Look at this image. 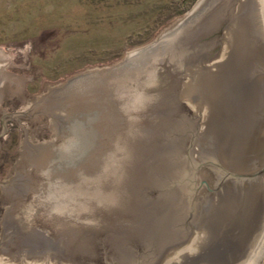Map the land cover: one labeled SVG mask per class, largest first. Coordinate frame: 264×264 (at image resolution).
I'll return each mask as SVG.
<instances>
[{
    "label": "rangeland",
    "instance_id": "1",
    "mask_svg": "<svg viewBox=\"0 0 264 264\" xmlns=\"http://www.w3.org/2000/svg\"><path fill=\"white\" fill-rule=\"evenodd\" d=\"M4 1L0 239L5 230L13 244L43 245L44 260L54 264H97L103 248L115 264H161L167 239L188 226L216 237L214 264H231L227 248L246 247L264 178L227 174L264 166V52L255 0ZM194 16L179 30L182 50L166 55L175 72L166 73L169 87L151 121L127 108L141 91L135 87L107 89L95 79L51 92L117 65ZM219 28L221 49L208 61ZM90 119L97 147L78 148V162L69 152L62 165L57 150L67 145L71 123ZM124 190L130 200L107 201ZM72 216L85 225L74 226ZM23 230L30 232L19 235ZM55 245L69 250L50 257ZM223 249L228 254L220 260ZM39 252L31 250L28 261L41 263ZM0 257L12 259L6 250Z\"/></svg>",
    "mask_w": 264,
    "mask_h": 264
},
{
    "label": "water",
    "instance_id": "2",
    "mask_svg": "<svg viewBox=\"0 0 264 264\" xmlns=\"http://www.w3.org/2000/svg\"><path fill=\"white\" fill-rule=\"evenodd\" d=\"M206 5L205 12L208 11ZM187 24V23H186ZM186 25L183 27H179L181 30H184ZM178 28V27H177ZM176 28V29H177ZM171 30V32H165L162 35L158 37L156 41L153 43L142 47L135 51L133 55L128 54L126 58L118 63L117 65L105 69L103 71H92L87 72L83 75L77 76L71 80H69L66 84L63 86H60L51 92L55 91H61V90H67L75 88L76 86L80 85L83 82H93L95 79H100L102 83L107 87V89H112L113 87H125V88H138L141 90L136 94V98L133 102V104L127 105V108L143 110L141 114L139 113V118H149L148 120L151 121L153 119L152 115V109L154 107L162 106L159 102L160 95H163V92L166 91V89L169 87L170 82V76L166 73H174L171 70L170 64H164V61L166 60L167 54H174L177 51L182 50V48H179L177 50L176 44L179 40H181V35H179V30L176 31ZM221 28H219L218 32L213 34L211 37H215L214 41V47L208 51L207 60L210 61L212 59H215L217 56V53L220 49V43H217L216 38L221 34ZM183 38V37H182ZM217 43V44H216ZM161 64L162 67H161ZM162 68V69H161ZM165 69H168L165 72ZM161 75H160V74ZM175 76V75H174ZM50 96V95H49ZM49 96H45L44 100H47ZM82 97V96H81ZM165 104V103H164ZM138 108V109H137ZM133 119V118H132ZM135 120V119H133ZM132 121V120H131ZM97 122L93 119L88 120L87 122H82L79 120H73L71 123V126L68 129V133L66 134V137L70 138L67 140V145L62 150H57L58 155L60 156L59 162L64 165L62 162H66V159L68 158L66 154L71 152L70 154L74 153L71 158L74 159V161L78 162V155L77 149L81 147H85L84 145H87V147L91 150L89 153H93V150L97 147L98 144V132L95 128ZM134 132V131H133ZM131 133V135L136 136V131L134 133ZM54 144H52L51 147H53ZM77 147V148H76ZM96 152V151H95ZM88 153V154H89ZM70 158V159H71ZM264 173V166L261 168V170L257 173L250 174V175H241V174H234V173H227L231 174L235 177H244V178H255L257 176H260ZM225 177V176H224ZM202 184H206L207 182L204 180L202 181ZM197 190L201 189V186L196 187ZM96 198V197H95ZM130 200V197L126 194V191H122L121 193H118L116 195H110V197L107 196V201L110 202L113 205H118V203L124 202V201ZM102 205H107L108 203H103L101 200H99ZM118 202V203H117ZM120 205V204H119ZM72 218L74 221V226L79 225H85L84 222L81 220L79 221L76 217H69ZM62 220V218H60ZM88 228H91L95 226L94 221L90 220L88 223H86Z\"/></svg>",
    "mask_w": 264,
    "mask_h": 264
},
{
    "label": "bare ground",
    "instance_id": "3",
    "mask_svg": "<svg viewBox=\"0 0 264 264\" xmlns=\"http://www.w3.org/2000/svg\"><path fill=\"white\" fill-rule=\"evenodd\" d=\"M204 1L205 0H201V4L204 3ZM255 5V8H257V14L259 13L260 18H257L261 35V37H259V45L261 50L264 52V0H255ZM195 17L196 16H194V18L187 19L180 26L178 25V28L181 26L183 27L184 25H186L188 28V26H190L194 22ZM173 28L175 27H172L166 32H171ZM179 29H177L176 31H178ZM135 51L129 54L133 55ZM227 55L228 51L227 49H225L222 54V58H225ZM257 187V196L254 199L251 210L252 213L250 214V216H252V219L247 233L248 237L246 239V247H243V249H241V247L240 249H238L237 253H234L233 251H235L236 249L233 245H230L231 247L227 248L228 250L223 249L224 251H222L220 255H218L220 257V260L223 258L221 256L222 253L225 254L227 250L229 254H232L231 258H233V261L231 262V264H264V178L259 182V184L257 183ZM201 230L203 231L197 230V232L187 226L184 228V230L181 229L176 233L174 232L171 236L172 238L167 239V243L165 242V246H163V249H165L166 251L161 257V264H198L200 259H202V262L207 260V262L210 264L216 263L214 262L217 259V249L214 245L216 237L210 236V233H207L205 229ZM3 231L6 234V231ZM202 255H205V257L201 258ZM40 261L41 263H30L28 261V258H26L24 259V262L22 264H54L50 260V258L44 260L43 257L40 259ZM0 264L15 263L14 259H4L3 257H0Z\"/></svg>",
    "mask_w": 264,
    "mask_h": 264
},
{
    "label": "flooded vegetation",
    "instance_id": "4",
    "mask_svg": "<svg viewBox=\"0 0 264 264\" xmlns=\"http://www.w3.org/2000/svg\"><path fill=\"white\" fill-rule=\"evenodd\" d=\"M207 186H208L209 189H211V185H210L209 182H207ZM29 232H30L29 230H23L19 235H21V234L28 235ZM2 238H3V240L0 239V244H1L0 245V250H3V251L6 250L7 253H8V256L9 257L12 256V259H13V257L16 258V260H17L16 263H18V264H22L24 262V259H26V258L29 259V258H32L33 257V255L30 254V251L31 250L41 251V252H39V254H35V256L37 255V257H40L41 258V257H43V255H45V253H44L45 246H43V245H40V246L38 245V246H35L34 248H31L32 246H30L28 244H13L11 238H8L7 239V232H6V234L3 233ZM49 248H51L50 255H49L50 257L51 256H54V253L53 252H55V251H56V253L57 252L60 253V252L68 251L69 250V247L64 248L63 246H59V245L49 246ZM72 250H75V249L72 248ZM75 251H78V250L76 249ZM11 252L12 253L15 252V254H12ZM102 252H103L102 260L101 261H98L97 260V261H95V263H97V264H115L114 262L109 261L108 251L106 249L103 248ZM57 259L58 258L56 257L55 260H57ZM139 263L141 264L142 262L140 261ZM139 263H136V264H139Z\"/></svg>",
    "mask_w": 264,
    "mask_h": 264
},
{
    "label": "crops",
    "instance_id": "5",
    "mask_svg": "<svg viewBox=\"0 0 264 264\" xmlns=\"http://www.w3.org/2000/svg\"><path fill=\"white\" fill-rule=\"evenodd\" d=\"M7 2L4 0H0V12H6L8 9L7 8H2L4 5H6Z\"/></svg>",
    "mask_w": 264,
    "mask_h": 264
}]
</instances>
